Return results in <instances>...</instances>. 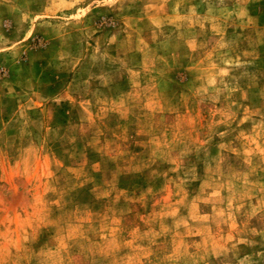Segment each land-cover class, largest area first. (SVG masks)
I'll list each match as a JSON object with an SVG mask.
<instances>
[{"label": "rangeland", "instance_id": "rangeland-1", "mask_svg": "<svg viewBox=\"0 0 264 264\" xmlns=\"http://www.w3.org/2000/svg\"><path fill=\"white\" fill-rule=\"evenodd\" d=\"M0 264H264V0H0Z\"/></svg>", "mask_w": 264, "mask_h": 264}]
</instances>
